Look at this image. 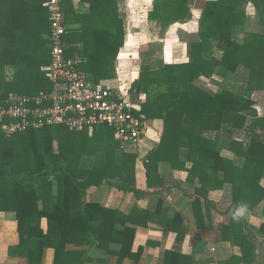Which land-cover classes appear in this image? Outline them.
Here are the masks:
<instances>
[{"label":"trees","instance_id":"1","mask_svg":"<svg viewBox=\"0 0 264 264\" xmlns=\"http://www.w3.org/2000/svg\"><path fill=\"white\" fill-rule=\"evenodd\" d=\"M45 1L0 0V107L9 94L33 97L50 89L43 71L50 63ZM195 1L154 0L148 19L163 29L189 21ZM73 2L61 3L67 26L65 56L83 58L80 70L94 84L115 78L125 37L119 0ZM252 2L257 30L247 32L246 7ZM189 55L186 65L142 66L129 88L133 98L145 96L131 110L133 115L163 122L160 143L147 158V175L156 170V163L166 161L198 179L197 194L206 197L204 191L227 185L233 203L253 208L264 200V100L260 114L252 99L255 92L264 94V0L207 1ZM239 70L246 79L238 92L210 94L198 84L215 72L227 78ZM99 131L107 146L113 132L106 126L90 136L86 129L50 126L8 137L0 123V216L14 214L19 236L10 255L30 264H41L48 248L54 250V264L90 262L88 251L120 259L131 255L135 229L127 224L146 226L148 213L134 218L85 199L92 186L110 179L123 184L122 168L135 159L125 153L117 157L112 153L116 149L104 146L105 160L90 161L91 152L101 149ZM206 132H214L215 138L207 139ZM190 261L166 252L164 264Z\"/></svg>","mask_w":264,"mask_h":264},{"label":"crops","instance_id":"2","mask_svg":"<svg viewBox=\"0 0 264 264\" xmlns=\"http://www.w3.org/2000/svg\"><path fill=\"white\" fill-rule=\"evenodd\" d=\"M73 1L77 5L78 0ZM124 1L126 10L121 8ZM148 1L141 18L132 16L137 0L136 4L131 0H119V17L125 25L124 45L115 61V78L106 81L127 94L136 109L145 96L133 98L128 91L139 79L141 67L156 68L161 63L188 64L190 45L198 41L202 9L210 0L195 1L194 4L203 2V6L200 10L190 8L189 21L173 22L164 29L148 19L154 0ZM82 9L86 10L87 6ZM215 56L218 57L219 53L216 52ZM223 80L215 72L211 77H201L198 84L208 93L215 94L222 90L217 92L213 88ZM162 132V120L144 121L143 139L136 151L121 149L115 140L105 146L101 142L103 135L98 132L101 149L91 152L90 161L105 160L106 149H116L112 153L117 157L125 153L135 155V159L122 168L123 184L110 179L100 186H92L87 189L86 202L98 203L134 218H137L136 214L148 213L149 219L146 226L127 224L135 229L131 255L120 259L117 255L103 256L88 251L92 261L84 264H164L166 252L190 258L191 264H264V200L253 208L233 203L227 185L204 191L206 197L201 196L195 191L199 188L198 179L189 176L186 170L172 168L166 161L156 163V170L147 175L148 155L158 147ZM204 136L212 140L216 134L206 132ZM186 167L189 168L190 164L187 163ZM120 185L127 188L121 189ZM42 225L45 226V221ZM18 244L14 214L4 213L0 216V264H30L23 257L9 254V249ZM41 264H54L53 249L44 251Z\"/></svg>","mask_w":264,"mask_h":264},{"label":"built area","instance_id":"3","mask_svg":"<svg viewBox=\"0 0 264 264\" xmlns=\"http://www.w3.org/2000/svg\"><path fill=\"white\" fill-rule=\"evenodd\" d=\"M62 0H46L49 18L50 63L43 69L50 89L30 97L9 94L0 107V123L8 137L27 130L64 126L70 130L111 128L114 140L123 150L136 151L144 135V118L135 117L136 109L121 89L106 83L94 84L80 70L84 59L66 57L67 33ZM147 162V161H146Z\"/></svg>","mask_w":264,"mask_h":264},{"label":"rangeland","instance_id":"4","mask_svg":"<svg viewBox=\"0 0 264 264\" xmlns=\"http://www.w3.org/2000/svg\"><path fill=\"white\" fill-rule=\"evenodd\" d=\"M135 3L136 0H131ZM126 1L122 2V9L126 10V5H124ZM148 0H146V3L143 0H137L136 4L137 7L134 9V13H132V16L136 17L137 15H139L141 18L144 14V10L147 7L148 4ZM145 3V4H144ZM194 6V7H193ZM203 6V2L201 3H196L193 4L191 6V9L193 10H200V8ZM246 14H247V23H246V27L245 30L247 32H252L254 30H257V21H256V10H255V4L249 3L246 7ZM140 18V19H141ZM241 37V36H239ZM245 79H246V73L242 72L241 70H239L237 73L235 74H230L228 75L227 78H224V80L222 81L221 84H219L218 87H214L213 90L219 92L223 89H228L234 92H238L240 90H242V88L244 87V83H245ZM108 85H112L111 83H107ZM212 88V87H211ZM212 91V90H211ZM252 99L255 102V109L258 111V113L262 114V110H263V100H264V94L255 92L252 96ZM114 141V139H111ZM99 142V141H98ZM99 144H101V142H99ZM112 144V143H111Z\"/></svg>","mask_w":264,"mask_h":264}]
</instances>
